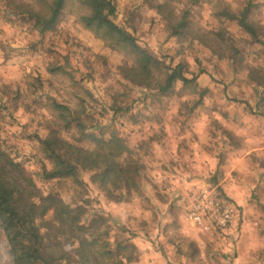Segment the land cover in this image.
<instances>
[{
	"label": "rangeland",
	"instance_id": "obj_1",
	"mask_svg": "<svg viewBox=\"0 0 264 264\" xmlns=\"http://www.w3.org/2000/svg\"><path fill=\"white\" fill-rule=\"evenodd\" d=\"M249 1L256 4L252 21L264 26V0L114 1L119 26L166 65L183 63L197 78L163 93L126 78L133 57L85 28L77 4L40 33L33 20L10 13L21 2L0 0V136L28 173L50 168L36 135L58 128L48 108L54 98L98 135L126 142L140 166L139 187L120 199L108 197L90 171L77 181L35 175L44 193L83 206L84 219L103 215L110 241L134 243L126 264H264V45L222 15ZM183 16V34L172 35L171 22ZM60 135L74 141L78 132ZM205 189L234 205L229 228L206 231L188 216L189 202ZM0 264H14L2 228Z\"/></svg>",
	"mask_w": 264,
	"mask_h": 264
},
{
	"label": "trees",
	"instance_id": "obj_2",
	"mask_svg": "<svg viewBox=\"0 0 264 264\" xmlns=\"http://www.w3.org/2000/svg\"><path fill=\"white\" fill-rule=\"evenodd\" d=\"M115 0H17L16 10H9L34 21V28L45 33L55 29L70 3L77 4L83 12L82 25L92 30L110 45L120 47L134 59L127 67L126 78L135 85L156 84L160 92H168L177 82L196 84L197 78L186 75V67L179 63L166 65L153 56L129 31L119 26L112 16ZM256 4L249 1L242 9L222 10V15L236 21L254 43L264 45V26L252 21ZM171 12L162 11L166 17ZM186 16L172 25V35L181 36L187 26ZM224 39L225 36L222 35ZM209 45V44H208ZM213 49V46L210 45ZM234 51V47H232ZM257 81V79L255 78ZM259 84H264L260 80ZM205 91V90H204ZM204 92H200L203 96ZM48 108L55 113L57 129L46 136L36 135L42 145L50 168L43 164L41 171L30 174L23 164L13 158L5 140L0 136V228L7 236L14 264H126L133 260L137 246L125 240L110 241L106 218L91 214L84 219L86 209L72 206L55 193H44L37 185V175L43 180L74 179L82 171L92 172V180L99 182L109 197H124L138 189L140 166L129 156L126 142L116 134L98 135L82 120L78 111L68 104L48 99ZM76 129L74 141L60 135V130ZM89 141L87 147L81 142ZM120 191L116 196L115 192ZM52 212L50 219H45ZM67 244L75 245L73 250Z\"/></svg>",
	"mask_w": 264,
	"mask_h": 264
},
{
	"label": "built area",
	"instance_id": "obj_3",
	"mask_svg": "<svg viewBox=\"0 0 264 264\" xmlns=\"http://www.w3.org/2000/svg\"><path fill=\"white\" fill-rule=\"evenodd\" d=\"M235 214L234 205L216 196L211 189L195 194L188 206V216L206 231L211 227L222 230L229 228Z\"/></svg>",
	"mask_w": 264,
	"mask_h": 264
}]
</instances>
